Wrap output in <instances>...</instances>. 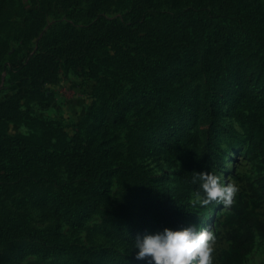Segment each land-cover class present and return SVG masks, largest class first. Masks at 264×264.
I'll use <instances>...</instances> for the list:
<instances>
[{
	"label": "rangeland",
	"instance_id": "1",
	"mask_svg": "<svg viewBox=\"0 0 264 264\" xmlns=\"http://www.w3.org/2000/svg\"><path fill=\"white\" fill-rule=\"evenodd\" d=\"M214 1L0 0V216L50 228L46 245L0 241V264H148L138 234L189 224L211 227L221 264L231 206L192 204L201 170L261 194L251 213L264 221V0H234L247 17L229 16L217 59L207 41L172 56L144 37L187 8L218 20ZM98 18L134 32L56 61L52 79L26 73L43 36L70 27L95 41ZM72 137L99 150L95 175L68 178ZM232 264H264V237Z\"/></svg>",
	"mask_w": 264,
	"mask_h": 264
},
{
	"label": "trees",
	"instance_id": "2",
	"mask_svg": "<svg viewBox=\"0 0 264 264\" xmlns=\"http://www.w3.org/2000/svg\"><path fill=\"white\" fill-rule=\"evenodd\" d=\"M68 1V0H67ZM74 2V0H73ZM74 4L68 2L70 5ZM77 2H75L76 4ZM214 5L219 12L218 20L210 19L203 11L198 8H187L175 13H170L159 19L150 31H147L144 37L149 38L158 44L159 47L165 48L172 52V56L181 54L188 48H195L202 42L209 43V52L213 59L220 58L224 52L228 41L234 37L229 33V25L233 19L230 15L247 17V14H239L234 0H215ZM98 33L95 41L88 40L85 42L84 35L65 27L59 31L47 33L40 39L37 53L27 61L25 68L26 73L52 79L54 76V64L56 61L64 58V62L70 60L73 52H88L91 48L103 46L104 40L113 32L115 28L120 40L132 34V29H126L115 24L113 20L98 18L91 26ZM92 43H94L92 45ZM91 45V46H90ZM93 46V47H92ZM124 45L118 46L124 52H130V48ZM85 54V53H83ZM133 56L126 55L124 62H134ZM127 60V61H126ZM16 110V107L14 108ZM15 110L6 112L4 119H13ZM99 150L93 146H84L78 143L77 138L72 137L67 146L61 149L59 157L68 174L72 179L78 175H95V164ZM63 197V196H62ZM262 197L255 190L250 193H238L236 200L231 205V212L224 213L222 219L217 222L228 241V250H224L220 257L221 264H232L233 259H237L248 252L249 247L254 241L255 232L264 237V221L255 217L252 212L254 201ZM62 200V198H60ZM64 198L62 200V204ZM67 202H64V204ZM59 204V203H58ZM63 207V205H60ZM50 228H32L25 223L18 222L13 218L0 216V241L14 242L27 240L36 244L46 245L49 243Z\"/></svg>",
	"mask_w": 264,
	"mask_h": 264
},
{
	"label": "clouds",
	"instance_id": "3",
	"mask_svg": "<svg viewBox=\"0 0 264 264\" xmlns=\"http://www.w3.org/2000/svg\"><path fill=\"white\" fill-rule=\"evenodd\" d=\"M199 182L202 191L195 193L194 206L222 204L230 207L234 203L238 185L226 181L213 171H195L193 182ZM215 233L211 227L189 224L155 232L138 234L132 240L131 249H136L137 260L148 264H213Z\"/></svg>",
	"mask_w": 264,
	"mask_h": 264
}]
</instances>
